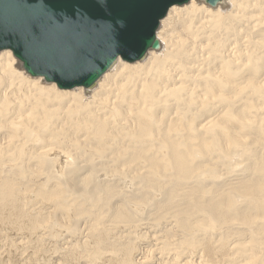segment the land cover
<instances>
[{
	"label": "bare ground",
	"instance_id": "6f19581e",
	"mask_svg": "<svg viewBox=\"0 0 264 264\" xmlns=\"http://www.w3.org/2000/svg\"><path fill=\"white\" fill-rule=\"evenodd\" d=\"M260 14H264V0H221L213 7L207 5L205 0H190L182 6H173L160 21L156 31L160 41L157 50H149L141 60L132 63L118 58L89 88L81 86L60 90L55 84L47 83L41 77L27 75L21 63L9 50L1 51L0 167H10L9 171L19 169L15 163L22 156L21 149L26 146L17 138L30 135L31 122H34L38 129H47L57 114L58 109L53 108L56 100L60 99L61 103L68 105L64 113L66 124H69L74 113L81 122L71 130L78 139L71 141L73 146H85L95 141L94 149L97 150L101 143L108 139L110 126L117 136L122 137V134H125L130 151L129 157H125L124 165L135 166V172L140 168L145 169L146 173L140 176V180L146 188L155 181L153 176L157 174V170L163 169L167 172L171 177L167 181H171L172 188L169 186L166 208L173 207L182 180H190L194 174L204 178L216 177L213 171L198 173L190 167L193 155L196 154L194 140H210L200 141L199 149L224 152L223 141L229 146L237 143L233 136L234 129L238 132H254L252 126L237 115L236 110L229 112L226 108L237 103L242 91L254 94L264 87V43H260L261 39L248 44L241 43V47L236 48L235 44L231 43H225L223 46L211 36L224 26L226 18L232 22L244 18L252 22L257 20L256 17ZM262 24L264 25V22ZM259 50H262L261 56L258 54ZM259 62H262L261 68ZM26 109H29V114L23 117ZM46 147L48 145L45 144L34 150L30 158L40 168L46 163V156L54 154ZM260 149L264 151L263 142L260 143ZM158 151L164 153L165 159L158 160ZM67 157L68 154L59 152L55 161H52L59 173L62 169L60 162L62 158ZM256 162L257 167L253 170L258 172H254L251 179L224 183L221 185L224 190L218 188L209 197L205 192L196 189L181 195V199L190 201L192 214L198 216L196 221L200 220L201 224H204L197 226L194 233L190 232L178 245L175 244L177 247L174 249H171L173 245L170 241L165 239L158 248L160 254L156 253L158 256L152 263H148L139 253L134 254L130 262L264 264V257L261 256L264 245L261 241L264 235V197L261 195L264 192L261 180L264 158H256ZM76 169L67 172L68 186L78 178ZM37 170L33 169L34 172H38ZM4 172L1 167L0 222H6L5 227L15 236L34 230V236L39 234L36 233L39 229L38 217L36 219L29 214L27 217L21 216L18 211L20 203L24 202L29 191L21 192L12 188L13 180L9 177L2 179ZM32 189L35 199L43 204L35 205L37 212L41 207H47L50 210L48 213H56L59 220L68 217L71 207L69 208L68 200L62 199L63 190L54 188L49 191L38 189V186ZM230 193L247 200L245 209L241 208L242 210L261 215V223L255 226L254 232L239 243V246L236 243L237 238L233 236H220L217 239L210 236L214 224H228L234 220L228 211L235 204ZM237 213L245 222H252L253 219L243 211L237 210ZM115 219L126 221L127 217L122 211H117L113 220ZM26 224H29L30 228H27ZM23 226L26 228L22 229ZM208 226L209 230H206ZM0 227L4 225L0 224ZM29 236L20 239H29ZM102 238L104 237L100 233L92 241L99 243ZM93 246L96 247V244ZM0 250L1 256L8 257V263H3L0 259V264H16L14 257L2 244ZM164 257H167L166 261H163ZM126 263L125 259L116 257L115 260L104 261L102 264Z\"/></svg>",
	"mask_w": 264,
	"mask_h": 264
},
{
	"label": "rangeland",
	"instance_id": "374dc122",
	"mask_svg": "<svg viewBox=\"0 0 264 264\" xmlns=\"http://www.w3.org/2000/svg\"><path fill=\"white\" fill-rule=\"evenodd\" d=\"M260 15L252 22H248L249 20L245 18L232 22L231 19L226 18L224 26H221L211 37L213 40H219L223 46L225 43L226 45L231 43L235 44L236 48L241 47V43L248 44L261 39L260 43H264V25L262 24L264 14ZM261 51L258 52L259 56L262 55ZM258 65L261 68L262 62ZM67 107L68 105L57 99L53 107L58 109L57 114L47 129H38L33 124L34 122H31L30 135L17 138L22 140L26 146L21 149L22 156L15 163L19 169L9 171L10 167L1 166L5 171L2 179L9 177L13 180L12 188L21 192L29 191L26 193L24 202L20 203L19 214L26 217L29 214L36 219L38 217L37 227L39 229L36 233L39 234L35 236L33 235L35 230L34 232H21L15 236L5 227L6 222H0L4 225L0 227V244L10 252L16 264H102L104 261L111 262L116 257L125 259L126 264H133L130 262L131 258L138 253L145 257L148 263H152L158 256L156 253L160 254L158 248L161 243L165 242V239L170 241L173 245L171 249H174L190 232L194 233L197 226L204 224V222L201 224L200 220L196 221L198 216L192 214L189 207L190 201L181 199L183 198L181 195L191 189H196L205 192L209 197L218 188L224 190L221 187L224 183L251 179L254 172H258L253 170L257 167L256 158H264V151L260 149V143H264V87H262L254 94L246 90L242 91L237 103L226 108L229 112L236 110L237 115L249 123L254 132H238L234 129L233 136L237 143L229 146L226 141H223L224 152L199 149L200 141L210 142V140H194L196 154L193 155L190 167L198 173L205 172L206 174V172L213 171L216 177L204 178V176L194 174L190 180H182L173 207L166 208L168 193L170 187L172 188L171 181H167L171 178L169 174L163 169L157 170V174L153 176L155 180L153 184L148 186L149 188L144 187L140 176L146 173L145 169L140 168L135 172V166L124 165L125 157L130 151L128 137L125 134H122V137L117 136L111 126L108 129L109 137L101 143L102 145L98 147L100 149H94L95 141L85 145L86 147L84 144L73 146L71 141H76L77 138L71 130L81 122L78 115L74 113L71 115L69 124H66L64 113ZM73 111L76 112V110ZM28 114L29 109H26L23 117ZM81 140L84 141L82 138ZM45 144L48 145L46 148L51 149V153L54 154L46 156L47 161L40 168L30 158L34 150ZM59 152L69 156L62 158L60 162L61 173L52 163ZM163 159H165L164 153L158 151V160ZM73 168H77L78 178L68 186L66 176ZM33 169H38V172H34ZM136 173L140 174L135 175ZM261 173V180L264 184V171ZM36 186L38 189L43 188L49 191L54 188L63 190L62 199L68 200L69 208L71 207L68 217L59 220L56 213H48L50 210L47 207L44 209L41 207V210L37 212L35 207L40 204L43 206V204L35 199L31 191ZM262 189L264 190V187ZM229 195L235 200L234 206L228 209L234 220L228 224H214L210 236L215 239L220 236L229 238L233 236L237 238L236 243L239 246V243L254 232L255 226L261 223V215L259 213L253 215L247 212V209V211L241 209H245L247 204L245 198L238 195L235 197L232 193ZM261 195L264 197V192ZM13 204L14 202L12 206ZM237 210L250 216L253 219L252 222L242 220ZM117 211H122L127 220H113ZM26 227L30 228V225L26 224ZM206 230H209V226ZM100 233L104 238L99 243H94L92 240L96 239ZM24 236L30 238L20 239ZM261 241L264 242V235ZM93 244H96V247ZM261 256L264 257V245L261 249ZM0 257L3 263L4 261L8 263V257L4 255ZM166 258L164 257L163 261H166Z\"/></svg>",
	"mask_w": 264,
	"mask_h": 264
},
{
	"label": "water",
	"instance_id": "95a60500",
	"mask_svg": "<svg viewBox=\"0 0 264 264\" xmlns=\"http://www.w3.org/2000/svg\"><path fill=\"white\" fill-rule=\"evenodd\" d=\"M189 1L0 0V52L60 90L89 88L118 58L132 63L157 50L160 21Z\"/></svg>",
	"mask_w": 264,
	"mask_h": 264
}]
</instances>
